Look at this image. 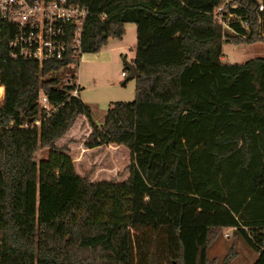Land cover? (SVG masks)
I'll use <instances>...</instances> for the list:
<instances>
[{"label": "trees", "instance_id": "trees-1", "mask_svg": "<svg viewBox=\"0 0 264 264\" xmlns=\"http://www.w3.org/2000/svg\"><path fill=\"white\" fill-rule=\"evenodd\" d=\"M74 1L90 9L83 52L135 24L134 97L97 123L53 73L69 57L0 52V264H215L207 249L228 227L264 264V57L222 58L225 41H264V0ZM41 94L64 124L40 142L47 157L33 144L20 160L13 127L51 114ZM79 115L88 147H128L125 179L80 174L56 143Z\"/></svg>", "mask_w": 264, "mask_h": 264}, {"label": "rangeland", "instance_id": "rangeland-1", "mask_svg": "<svg viewBox=\"0 0 264 264\" xmlns=\"http://www.w3.org/2000/svg\"><path fill=\"white\" fill-rule=\"evenodd\" d=\"M135 41V24L126 22L121 36L109 35L98 51L82 52L78 59L53 72L61 75L66 82L72 80L80 83L78 96L89 107L91 116L97 123L102 121L107 108L115 101L132 100L134 97V79H126L122 71L127 69L126 61H130L134 56ZM222 52L223 60L230 62H241L255 56L264 57V41H225L222 44ZM49 108L51 114L33 124L13 127V130H16L13 131V136L17 141V157L20 160L33 144L37 145L34 152L36 161L48 156V146H43L40 142L48 138L54 127L64 124L66 115L63 109L57 108L53 111L51 105ZM73 124L56 143L67 144L76 170L80 174L88 171L92 180L125 179L129 173L127 165L132 159L128 147L113 142L104 146L88 147L84 143L91 129L88 119L79 120L76 117ZM226 231L228 236L225 235ZM231 245L237 253L229 264H251L257 255L240 234L233 235L232 229L227 228L210 244L207 254L215 259V264H223V257Z\"/></svg>", "mask_w": 264, "mask_h": 264}, {"label": "built area", "instance_id": "built-area-1", "mask_svg": "<svg viewBox=\"0 0 264 264\" xmlns=\"http://www.w3.org/2000/svg\"><path fill=\"white\" fill-rule=\"evenodd\" d=\"M89 14L88 5L74 0H0V52L4 51V59H30L39 64L69 57V64L83 52L81 42ZM68 83L74 85L71 94L77 95L78 83ZM3 92L0 81V99ZM40 102L50 109L45 94L40 95ZM259 246L264 248V239Z\"/></svg>", "mask_w": 264, "mask_h": 264}, {"label": "water", "instance_id": "water-1", "mask_svg": "<svg viewBox=\"0 0 264 264\" xmlns=\"http://www.w3.org/2000/svg\"><path fill=\"white\" fill-rule=\"evenodd\" d=\"M125 67L128 70L127 74L125 75V78H132L135 74V64L131 61H126Z\"/></svg>", "mask_w": 264, "mask_h": 264}, {"label": "crops", "instance_id": "crops-1", "mask_svg": "<svg viewBox=\"0 0 264 264\" xmlns=\"http://www.w3.org/2000/svg\"><path fill=\"white\" fill-rule=\"evenodd\" d=\"M222 58H223V56H222ZM131 62H132V59L130 60ZM78 83V82H77ZM78 84H80V83H78ZM86 118V116L85 115H79V116H77V119H79V120H84ZM87 119V118H86ZM83 122V121H82ZM73 125L74 124H72L70 127H73ZM76 127V126H75Z\"/></svg>", "mask_w": 264, "mask_h": 264}]
</instances>
